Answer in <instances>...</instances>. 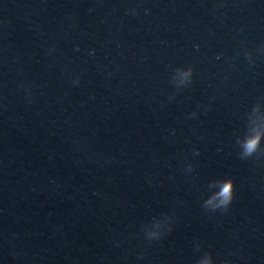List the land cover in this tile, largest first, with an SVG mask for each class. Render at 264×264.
<instances>
[{
    "label": "clouds",
    "instance_id": "9594fccd",
    "mask_svg": "<svg viewBox=\"0 0 264 264\" xmlns=\"http://www.w3.org/2000/svg\"><path fill=\"white\" fill-rule=\"evenodd\" d=\"M74 83L78 84L79 80H75ZM259 144V137L255 136L250 138L246 144H245V152L247 154H251L254 152ZM233 181L231 179L223 181L221 183L220 191L216 194L215 197L212 198V200L209 201V203H212L214 200H218L219 203L217 206H223L225 208L228 207V205L233 200Z\"/></svg>",
    "mask_w": 264,
    "mask_h": 264
}]
</instances>
